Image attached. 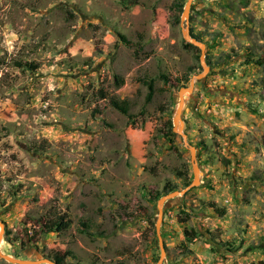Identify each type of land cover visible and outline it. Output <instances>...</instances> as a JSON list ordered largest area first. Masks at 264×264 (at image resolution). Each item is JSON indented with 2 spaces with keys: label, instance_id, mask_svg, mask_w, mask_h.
<instances>
[{
  "label": "rangeland",
  "instance_id": "obj_1",
  "mask_svg": "<svg viewBox=\"0 0 264 264\" xmlns=\"http://www.w3.org/2000/svg\"><path fill=\"white\" fill-rule=\"evenodd\" d=\"M176 2L0 0L1 253L35 261L66 252L65 264H264V0H194L187 23L184 7L175 22ZM186 28L205 45L201 82ZM111 101H127L131 118ZM190 147L198 183L163 213L160 261L156 204L166 183L190 185L176 176L186 167L192 182ZM54 211L71 225L44 234ZM185 229L199 232L191 244Z\"/></svg>",
  "mask_w": 264,
  "mask_h": 264
},
{
  "label": "trees",
  "instance_id": "obj_2",
  "mask_svg": "<svg viewBox=\"0 0 264 264\" xmlns=\"http://www.w3.org/2000/svg\"><path fill=\"white\" fill-rule=\"evenodd\" d=\"M185 2H186V0H177V2L174 4V7L171 8L172 11L178 12V14L175 15V22L176 23H178V21H179V16H180V13L182 12V9L184 7ZM190 36L192 38L196 39L198 42H202L200 38L195 37L192 33H190ZM185 46L187 48L192 49V50L195 49L190 44H185ZM221 58H223V59L229 58V55H221ZM19 66L21 68L26 67L30 70H34L36 68L35 65H32V64L19 65ZM189 80H190V78L186 77L184 79L182 87H185L187 85V83L189 82ZM147 87H148L147 101H149L151 96H152V81H150L148 83ZM111 106L115 110H117L118 112L123 114L124 116L131 118V115L128 114V103H127V101H122V102L111 101ZM100 114L101 113L95 109V116H93V117L95 118L96 116H99ZM169 134L172 135L170 129H169ZM188 174H189V170L187 167L184 169L183 172H178L176 174V176L179 179H182L184 181V186H188L190 184ZM176 189H177V187L174 184H172L171 182H168L163 187V193L164 194H170V193L176 191ZM209 207L211 209H213V211L216 214H218L219 217H223L226 213L224 209L218 208L214 203H209ZM189 219H190V215L186 214L184 217L178 216L177 222L180 224H184ZM70 225H71V221L66 214H60V213L54 211V212L48 214L47 216H45L44 222L42 223L41 226H42L43 233L48 234V233H60V232L66 231L70 227ZM197 235H199V232H196V235H195V233L187 231L186 229L184 230L185 240H186V243H188V244L193 243L194 240L196 239ZM188 253L190 254L191 251H188ZM67 257H68V254L66 252H64V253L55 252L54 254L51 255L50 259L56 264H65L64 262H65V259ZM261 264H263V263H261Z\"/></svg>",
  "mask_w": 264,
  "mask_h": 264
},
{
  "label": "water",
  "instance_id": "obj_3",
  "mask_svg": "<svg viewBox=\"0 0 264 264\" xmlns=\"http://www.w3.org/2000/svg\"><path fill=\"white\" fill-rule=\"evenodd\" d=\"M193 1L194 0H187L185 3L183 13H182V20L185 23L188 22L189 14H190L191 9H192ZM184 39L188 42V44H190L196 48H199V50H200V53H201L200 54V63L203 67V71L201 74L195 76L194 79L196 81L201 82V81H203V79L205 78V76L207 75L208 70H209L208 67L206 66L204 60H203L205 45L199 43L198 41H196V39L192 38L190 36L187 28L185 29V32H184ZM193 85H194V81H191L188 88H182L178 92V96H177V98H178L177 105L178 106H177V110H176L175 117L173 120L174 126H176V123H177L178 119L180 118V114H181L183 107H184L185 99L191 94ZM173 131L178 132V133L180 132V131H176L175 128L173 129ZM180 134L184 140L185 145L188 147V144L186 142V136L182 133H180ZM189 149H190V153H191V160H192L193 165H194V149L191 147ZM197 173L198 172H197V169L195 166L194 178L188 187H186L183 191H174L170 194H167V195L161 197L157 201V204H156L157 219L155 222V232H156V235L158 238V245L160 248V261L163 260L164 254H165L163 242H162L161 237H160V229H161V224H162V219H163V213L166 209H168L171 206L172 202H174L175 199H177L181 195H184L189 189L193 188L198 183ZM3 229H4V225L2 222H0V239L2 238ZM0 258L4 261L10 263V264H56L51 259H40L39 257H37V259L35 261H29V260L14 258V257H11L9 255H5V254L1 253V251H0Z\"/></svg>",
  "mask_w": 264,
  "mask_h": 264
}]
</instances>
